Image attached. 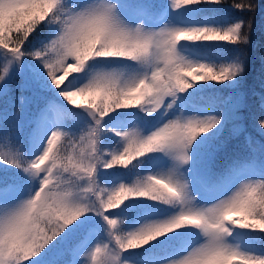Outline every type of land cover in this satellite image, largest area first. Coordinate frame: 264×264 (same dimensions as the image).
Listing matches in <instances>:
<instances>
[{"label": "snow or ice", "instance_id": "6c2138e0", "mask_svg": "<svg viewBox=\"0 0 264 264\" xmlns=\"http://www.w3.org/2000/svg\"><path fill=\"white\" fill-rule=\"evenodd\" d=\"M226 4L0 0V264H264V6Z\"/></svg>", "mask_w": 264, "mask_h": 264}, {"label": "trees", "instance_id": "16d2710c", "mask_svg": "<svg viewBox=\"0 0 264 264\" xmlns=\"http://www.w3.org/2000/svg\"><path fill=\"white\" fill-rule=\"evenodd\" d=\"M233 0H227V4L225 9L227 13L231 17H237L243 15L239 10H235L231 8V4ZM262 6H264V0H260ZM261 47H264V13L258 12L255 16L254 20V29L252 35V54L254 58L258 55L259 50ZM259 66L257 60V66L255 68V77L256 81H259ZM222 95L221 93H213V92H206L204 93V101L205 104H210L217 96ZM259 95V91H257V96Z\"/></svg>", "mask_w": 264, "mask_h": 264}, {"label": "rangeland", "instance_id": "374dc122", "mask_svg": "<svg viewBox=\"0 0 264 264\" xmlns=\"http://www.w3.org/2000/svg\"><path fill=\"white\" fill-rule=\"evenodd\" d=\"M78 102H79V100H78Z\"/></svg>", "mask_w": 264, "mask_h": 264}]
</instances>
